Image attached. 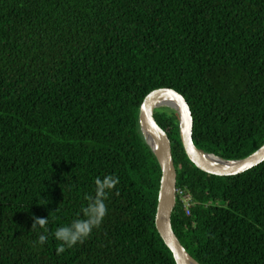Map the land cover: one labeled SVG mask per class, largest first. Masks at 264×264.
I'll return each instance as SVG.
<instances>
[{"label": "trees", "instance_id": "trees-1", "mask_svg": "<svg viewBox=\"0 0 264 264\" xmlns=\"http://www.w3.org/2000/svg\"><path fill=\"white\" fill-rule=\"evenodd\" d=\"M162 87L185 97L202 151L259 148L264 0H0V264H176L155 227L161 170L138 122ZM154 117L189 193L171 214L181 244L200 264H264V161L207 173L186 155L177 113ZM107 176L118 183L98 196ZM97 199L100 223L58 253L57 228L92 219Z\"/></svg>", "mask_w": 264, "mask_h": 264}, {"label": "water", "instance_id": "water-1", "mask_svg": "<svg viewBox=\"0 0 264 264\" xmlns=\"http://www.w3.org/2000/svg\"><path fill=\"white\" fill-rule=\"evenodd\" d=\"M161 106L172 108L178 115L179 135L184 151L199 169L216 175H235L264 161V143L240 159H224L199 149L192 137L193 117L185 97L178 91L162 87L147 93L139 105L138 122L145 142L150 146L160 166L161 176L155 212V227L170 249L176 264H200L175 235L171 214L176 204L177 173L173 162L171 141L157 123L154 110Z\"/></svg>", "mask_w": 264, "mask_h": 264}, {"label": "clouds", "instance_id": "clouds-1", "mask_svg": "<svg viewBox=\"0 0 264 264\" xmlns=\"http://www.w3.org/2000/svg\"><path fill=\"white\" fill-rule=\"evenodd\" d=\"M97 185L98 196H102L105 189H111L118 183V177L107 176L101 181L99 178L95 181ZM92 210L95 211L96 215L87 222L77 221L71 226L58 227L54 236L57 240L62 241L61 247L57 249V252L64 251V245L72 247L77 242H80L85 238L91 229L97 226L102 219L105 208L102 199H97L92 205ZM47 218L34 217L33 225H39L44 227ZM46 235L41 234L39 236V243L44 244L46 242Z\"/></svg>", "mask_w": 264, "mask_h": 264}, {"label": "built area", "instance_id": "built-area-1", "mask_svg": "<svg viewBox=\"0 0 264 264\" xmlns=\"http://www.w3.org/2000/svg\"><path fill=\"white\" fill-rule=\"evenodd\" d=\"M177 195H178L180 201H182V203H184L183 205L185 207H188V205L190 203L189 193L185 192L182 189L176 188V199H177Z\"/></svg>", "mask_w": 264, "mask_h": 264}]
</instances>
